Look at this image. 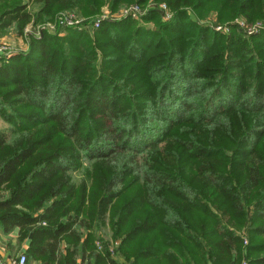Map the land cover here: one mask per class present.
<instances>
[{
  "label": "trees",
  "instance_id": "16d2710c",
  "mask_svg": "<svg viewBox=\"0 0 264 264\" xmlns=\"http://www.w3.org/2000/svg\"><path fill=\"white\" fill-rule=\"evenodd\" d=\"M147 1L0 0V33ZM152 1L169 20L41 31L0 58V235L26 264H264V27L231 22L264 0Z\"/></svg>",
  "mask_w": 264,
  "mask_h": 264
},
{
  "label": "rangeland",
  "instance_id": "374dc122",
  "mask_svg": "<svg viewBox=\"0 0 264 264\" xmlns=\"http://www.w3.org/2000/svg\"><path fill=\"white\" fill-rule=\"evenodd\" d=\"M161 3H163V2H161ZM157 4H159V3H157ZM157 4L155 2H153L152 0H148L143 6H139L138 4H135L133 2H131V3H122L112 12L109 11V9H108V7L106 5H103L101 8H99V10H98V12L96 14L88 16V17H83V16H81L80 14H78L75 11H74V14L77 17L85 19V20L95 19L97 16L104 14V15L107 16V18H108L107 20L113 19L114 21H117V20H121V19H125V18H130V17H122V12L126 8H128L130 6L137 5L139 7V11L143 12L144 14L140 15V17L131 18V19L134 20L137 23H141V17H143L148 11H150L153 8V6H155ZM149 5H152V6L148 7ZM166 8L169 11L167 6H166ZM36 9H37V4H33V3L28 5L27 8H26V10L28 12H30V13L35 12ZM70 11L71 10H65L63 12L61 11L59 13H55L53 15V17L49 21H47L45 23L36 24L34 26H31V24L29 23V24H27L25 26L24 29H22V32H21L20 35L16 33L15 29H13L14 27L13 28H9V29L5 30L4 32L0 33V44L9 47L10 50H11V54L23 53L27 49V42H28V37L27 36H29V35L37 37L41 31H46L48 33L57 32L59 34H61V33L63 34V30L65 28H75L76 29L77 27H62V26H58L56 24V22H55V18H56V16L58 14H60V13L63 14V13L70 12ZM159 17H160V15H159ZM212 19H213V16H207L205 19H203L200 22H206L207 23V22H210ZM238 19L243 20L248 26L254 25L256 23L264 25V19L263 20H255V21L249 23L242 16L233 19L231 22L234 23V21H236ZM159 20H161V18ZM146 25L151 28L152 27V22H148V23H146ZM225 26H227L228 30H230L229 29L230 27L228 25H225ZM82 29L88 30L90 32L92 30H94V28H89V27H85V28H82ZM236 29L239 31L238 27H236ZM89 35H91V33ZM5 127H6V125L0 120V130L5 128ZM236 231H238V230H236ZM101 235L103 236L104 241L109 243V250L110 251L114 250L116 248V246H117L118 241H113L111 239V233L109 232L107 226H105V228H104L103 232L101 233ZM245 244H246V240L243 239L242 240V245H245ZM0 249L3 250L5 253H8L9 255H12V256H15L19 252V248H18L17 243L15 241H14V243H11L8 240L0 241ZM34 263L36 264V262H32V261L27 262V264H34Z\"/></svg>",
  "mask_w": 264,
  "mask_h": 264
},
{
  "label": "built area",
  "instance_id": "2783aa9c",
  "mask_svg": "<svg viewBox=\"0 0 264 264\" xmlns=\"http://www.w3.org/2000/svg\"><path fill=\"white\" fill-rule=\"evenodd\" d=\"M151 6L152 5H149L148 7ZM152 9L157 10L162 22L169 20L171 13L167 10L166 5L164 3H159L153 6ZM143 14H144L143 12L139 11V7L137 5H134L126 8L122 12V17L136 18V17H140V15ZM107 19H108L107 16L102 14L97 16L95 19L85 20L77 17L74 14V12L70 11L63 14L62 13L58 14L55 18V22L58 26H62V27H77L76 29L89 27L95 29L98 27L100 21H105ZM109 20L114 21L113 19H109ZM233 24L236 27H238L239 32H241L245 36H248L253 32L257 31L258 29L264 27L263 24H259V23L248 26L243 20L240 19L234 21ZM213 30L220 33H226L228 31V28L225 25H216L213 26ZM10 54H11L10 48L0 44V58L7 57ZM0 264H26V258L23 252H18V254H16L15 256L12 255L4 256L0 253ZM241 264H244V262H242Z\"/></svg>",
  "mask_w": 264,
  "mask_h": 264
},
{
  "label": "crops",
  "instance_id": "0c3cea01",
  "mask_svg": "<svg viewBox=\"0 0 264 264\" xmlns=\"http://www.w3.org/2000/svg\"><path fill=\"white\" fill-rule=\"evenodd\" d=\"M4 240H8V241H10L11 243H14V241L16 242V231H13L10 235H8V236H1L0 235V241H4ZM26 244H27V242H25V243H23V244H21V245H18L17 244V246H18V248H19V252H22L24 249H25V247H26ZM13 245V244H12ZM0 253L2 254V255H9L8 253H5L3 250H1L0 249ZM35 264V263H34ZM36 264H40V263H38V262H36Z\"/></svg>",
  "mask_w": 264,
  "mask_h": 264
}]
</instances>
